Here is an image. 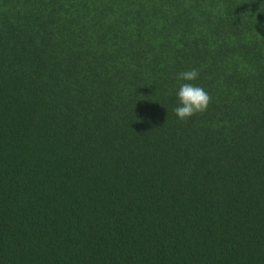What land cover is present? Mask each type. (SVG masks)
<instances>
[{
	"label": "trees",
	"instance_id": "1",
	"mask_svg": "<svg viewBox=\"0 0 264 264\" xmlns=\"http://www.w3.org/2000/svg\"><path fill=\"white\" fill-rule=\"evenodd\" d=\"M0 264H264V0H0Z\"/></svg>",
	"mask_w": 264,
	"mask_h": 264
},
{
	"label": "clouds",
	"instance_id": "2",
	"mask_svg": "<svg viewBox=\"0 0 264 264\" xmlns=\"http://www.w3.org/2000/svg\"><path fill=\"white\" fill-rule=\"evenodd\" d=\"M199 77V70L192 68L180 71L176 75L181 83L176 91L177 106L173 109L174 115L180 121H187L192 116L203 113L210 102V96L200 86L192 83Z\"/></svg>",
	"mask_w": 264,
	"mask_h": 264
}]
</instances>
